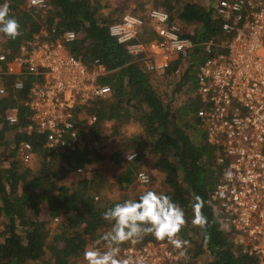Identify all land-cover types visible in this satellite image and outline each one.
Segmentation results:
<instances>
[{
	"label": "trees",
	"instance_id": "16d2710c",
	"mask_svg": "<svg viewBox=\"0 0 264 264\" xmlns=\"http://www.w3.org/2000/svg\"><path fill=\"white\" fill-rule=\"evenodd\" d=\"M208 1L152 0L148 7L146 0L136 2L137 11L132 13L146 15L150 7L162 8L171 20L184 22L183 35L193 42L186 57L173 58L164 72H158L146 68L144 54L130 53L109 33V24L122 14L117 16L115 8L105 12L106 0H46L47 5L38 10L24 0H0L9 4V15L19 22L22 32L15 40L0 34V50L6 52L7 60L40 28L47 30V39L73 30L74 37L64 40V45L87 65L98 59L105 67L99 81L110 86L105 95L82 106L76 140L55 152L44 143L42 133L17 129L31 122L25 100L31 82L40 76L6 72L5 64L1 65L0 86L6 90L0 93V264H73L88 247H106L102 237L112 222L102 219V213L124 200H138L149 190L170 196L184 211L186 224L179 238L189 244L181 249L183 264L253 263L255 258L242 252L221 224L209 197L221 165L215 162L216 146L197 115L201 101L195 93V71L206 57L201 41L226 36L213 0ZM152 36L144 25L139 39ZM16 79L23 82L19 88L13 87ZM11 107L16 108L15 123L5 118ZM90 116L94 118L89 120ZM130 126L134 132L128 134ZM22 138L29 139L41 155L35 169L20 162ZM103 138L113 146L106 149ZM131 149L136 156L124 159L123 152ZM104 158L122 164L114 182L94 166ZM78 166L91 167L81 173L76 171ZM144 166L162 173L158 186L151 178L145 189L104 194L113 184L132 186ZM197 213L208 220L203 229L193 225ZM145 240L156 239L145 235L141 241ZM203 252H207L204 263L197 260Z\"/></svg>",
	"mask_w": 264,
	"mask_h": 264
},
{
	"label": "built area",
	"instance_id": "2783aa9c",
	"mask_svg": "<svg viewBox=\"0 0 264 264\" xmlns=\"http://www.w3.org/2000/svg\"><path fill=\"white\" fill-rule=\"evenodd\" d=\"M24 2L35 10L47 5L46 0L36 6L31 0ZM213 8L226 38L201 41L206 57L195 71V93L201 101L197 115L216 146L215 162L221 165L209 197L240 250L255 258L252 264H264V0H213ZM146 11V15L123 13L109 24V33L130 53L144 54L148 70L164 72L173 58L187 56L193 42L166 10L150 7ZM154 12L165 13L167 19L160 21ZM146 24L153 36L140 40ZM74 35L73 30H65L47 39V30L40 28L20 43L12 60L0 50V69L5 64L6 72L40 76L31 82L25 100L31 122L17 129L42 133L44 143L55 152L76 140L82 106H89L110 90L109 84L99 81L105 67L98 59L87 65L64 45V40ZM22 84L16 79L13 87ZM5 90L0 86V93ZM5 118L15 123L16 108H9ZM32 150L29 139L19 140L18 155L23 162L30 160ZM136 154L131 149L125 158L131 160ZM86 169L88 166L76 167V171ZM228 172L231 179L226 177ZM141 173L150 182V173L144 169L137 171V182L145 184L138 179ZM182 253L166 241L145 240L120 245L116 258L121 264H183Z\"/></svg>",
	"mask_w": 264,
	"mask_h": 264
},
{
	"label": "clouds",
	"instance_id": "9594fccd",
	"mask_svg": "<svg viewBox=\"0 0 264 264\" xmlns=\"http://www.w3.org/2000/svg\"><path fill=\"white\" fill-rule=\"evenodd\" d=\"M44 0H31L32 5H42ZM153 16L160 21L167 19L163 12H154ZM0 34L15 40L22 35L20 24L9 15V4L0 5ZM134 158V156L132 157ZM231 179V172L226 173ZM139 181L147 184L149 177L141 173ZM102 219L112 222L111 230L102 240L106 248L103 251L89 248L84 252L87 264H121L117 254L120 245L140 242L145 235L153 236L157 241H167L177 249H186L189 242L179 238L181 229L186 224L185 214L170 196L155 191H145L138 200H124L102 213ZM207 218L197 213L193 225L205 228ZM183 254V253H182ZM123 264H128L124 261Z\"/></svg>",
	"mask_w": 264,
	"mask_h": 264
},
{
	"label": "rangeland",
	"instance_id": "374dc122",
	"mask_svg": "<svg viewBox=\"0 0 264 264\" xmlns=\"http://www.w3.org/2000/svg\"><path fill=\"white\" fill-rule=\"evenodd\" d=\"M106 1L108 2V5L104 9V11L106 12V11H108L111 8H115L117 10V13H116L117 16H120L124 12H134V11H137L135 9V5H136V2L138 0H106ZM203 1L205 3H208L209 2L208 0H203ZM150 4L152 5V0H146V6L148 7V6H150ZM136 7H137V5H136ZM177 22L181 25L182 30H183V28L187 27L186 25H184V22H179V21H177ZM161 75H163L165 77V74H161ZM166 78H167V76L165 77V79ZM166 85H167V88L170 87L168 84H166ZM132 132H134L133 126L128 127V134H130ZM101 142L100 143L106 149L113 146L109 142V139L108 138H103V140ZM32 151L33 152H32V155H31V158H30L29 161L23 162L20 159V162L22 164H24V165H27V166L35 169V168H37L40 165L41 155H40V153H39L38 150H34L33 149ZM127 151H129V150H125L123 152L124 159H126L125 158V153ZM121 165L122 164L120 162H114V161H112L111 159H108V158H104L102 160H99L98 162H96L94 164V166L97 167V171H99V173H101L104 176L106 175V177H109L113 182L115 181V178H116L117 173L121 170V167H122ZM90 167L91 166H88V169H86V170H89ZM142 169H145V170H147L150 173L151 178H153V183L155 182L154 185L158 186L159 185V180L162 178V173H159L157 171H153V170H151L147 166H144ZM85 171H81V173L82 172H85ZM135 189L136 190L145 189V184H141V183L135 181V183L132 186L127 187V188H125V187H120L119 188L115 184H113V186L111 187L110 190L109 189L104 190V194H106V195H119L122 192L131 193ZM40 215L41 216L46 215L43 209L40 211ZM55 220L56 219L52 218V222H54ZM90 248H95V247H90ZM105 248L106 247H103V249L97 248V250L103 251V250H105ZM87 249H89V247ZM206 256H207V252H203L202 254H200L198 256L197 260L199 262H203L204 263L205 262V259H206ZM31 262H36V261H31ZM73 264H87V261L84 258V254L81 257H79L78 259H76L75 262H73Z\"/></svg>",
	"mask_w": 264,
	"mask_h": 264
}]
</instances>
